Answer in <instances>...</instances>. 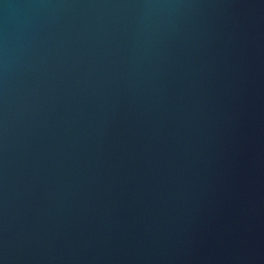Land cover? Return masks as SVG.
<instances>
[{"label": "water", "instance_id": "obj_1", "mask_svg": "<svg viewBox=\"0 0 264 264\" xmlns=\"http://www.w3.org/2000/svg\"><path fill=\"white\" fill-rule=\"evenodd\" d=\"M0 264H264V0H0Z\"/></svg>", "mask_w": 264, "mask_h": 264}]
</instances>
